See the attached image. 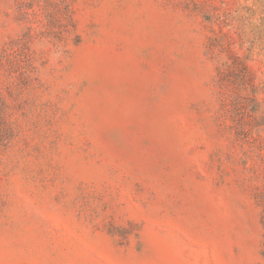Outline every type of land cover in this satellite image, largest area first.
<instances>
[{"label":"rangeland","instance_id":"rangeland-1","mask_svg":"<svg viewBox=\"0 0 264 264\" xmlns=\"http://www.w3.org/2000/svg\"><path fill=\"white\" fill-rule=\"evenodd\" d=\"M0 264H264V0H0Z\"/></svg>","mask_w":264,"mask_h":264}]
</instances>
